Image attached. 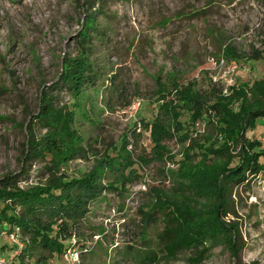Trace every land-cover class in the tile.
<instances>
[{"label": "rangeland", "instance_id": "obj_1", "mask_svg": "<svg viewBox=\"0 0 264 264\" xmlns=\"http://www.w3.org/2000/svg\"><path fill=\"white\" fill-rule=\"evenodd\" d=\"M91 14L97 33L83 45L79 33ZM81 56L93 72L75 94L61 74L64 58ZM263 78L264 0H0V178L17 175L23 187L49 178L50 154L26 158L29 140L48 134L43 124L32 122L48 92L58 107L75 115L72 144L79 153L60 173L76 178L97 169L99 181L108 186L77 228L74 255L59 263L264 264V173L235 187L229 197L224 221L236 227L234 248L219 236L205 244L199 261L195 250L167 253L164 212L146 213L158 192L199 202L179 171L190 138L203 143L214 128L204 119L191 123L184 110L183 133L189 138L174 134L157 158L141 123L156 117L161 91H172L176 83L230 94ZM174 97L168 94L167 100L183 104ZM246 136L264 144V120ZM14 242L0 229V249L6 245L0 252L10 259Z\"/></svg>", "mask_w": 264, "mask_h": 264}, {"label": "trees", "instance_id": "obj_2", "mask_svg": "<svg viewBox=\"0 0 264 264\" xmlns=\"http://www.w3.org/2000/svg\"><path fill=\"white\" fill-rule=\"evenodd\" d=\"M95 23V15H89L79 33L83 45L91 40L90 33H97ZM228 53L236 56L231 48ZM258 58L259 55L255 56ZM92 72L87 58H64L61 80L78 94ZM173 93L183 104L167 100V95ZM160 94L158 101L163 102L156 117L141 120L151 134L157 158L164 156V141L174 134L181 140L189 138L183 133L188 127L187 121L181 119L184 110L190 113L191 123L204 119L214 128V135L204 138L203 143L190 138L191 145L185 148L179 171L184 187L199 202L187 197L160 196L158 192L156 203L146 213L150 216L155 210L164 212L162 239L168 254L175 256L185 250H195V259L199 261L206 251L205 244L211 239L225 236L229 245L235 247L236 227L224 221L229 197L235 187L248 184L264 173V144L246 136L264 120V78L246 88L234 87L230 94L214 86L209 92H202L190 84L179 83L172 91L163 88ZM74 119L73 110L58 107L53 96L43 92L39 112L32 122L43 124L48 134L41 140L34 137L29 140L31 152L26 158L50 154L51 163L46 166L49 178L45 183L28 187L20 185L17 175L0 178V229L5 228L9 236L15 234L22 243H13L11 247L13 264H32V259L34 264H63L59 260L74 246L77 228L89 213V205L108 187L99 181L97 169L76 178L60 173L62 164L79 153L72 144ZM196 152L200 154L199 160L193 157L192 153ZM38 250L40 254L36 258Z\"/></svg>", "mask_w": 264, "mask_h": 264}, {"label": "built area", "instance_id": "obj_3", "mask_svg": "<svg viewBox=\"0 0 264 264\" xmlns=\"http://www.w3.org/2000/svg\"><path fill=\"white\" fill-rule=\"evenodd\" d=\"M140 105H141V100L138 99L133 105V110L137 111V109L140 107ZM10 237L13 241H15L14 243L22 245V243L20 242V240L18 239V237L15 234H12ZM73 250H75V248H72V247L68 248L64 256L67 258L69 253H71V255H74ZM16 252H18V251H16ZM0 264H13V261L9 257H7L5 254L0 253Z\"/></svg>", "mask_w": 264, "mask_h": 264}]
</instances>
